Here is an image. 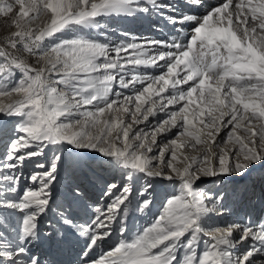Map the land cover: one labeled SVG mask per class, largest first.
I'll return each mask as SVG.
<instances>
[{
  "label": "snow or ice",
  "instance_id": "1",
  "mask_svg": "<svg viewBox=\"0 0 264 264\" xmlns=\"http://www.w3.org/2000/svg\"><path fill=\"white\" fill-rule=\"evenodd\" d=\"M67 244L264 264V0H0V264Z\"/></svg>",
  "mask_w": 264,
  "mask_h": 264
},
{
  "label": "rangeland",
  "instance_id": "2",
  "mask_svg": "<svg viewBox=\"0 0 264 264\" xmlns=\"http://www.w3.org/2000/svg\"><path fill=\"white\" fill-rule=\"evenodd\" d=\"M122 27L124 26L121 25ZM133 34H136L135 32L131 31ZM262 173L260 171H257L255 173H253V177H259ZM169 191V188H166L165 186L161 185L158 187V192H157V200H162L165 195L167 194V192ZM242 214V213H241ZM150 219V218H149ZM145 220H137L136 224H143L145 223ZM76 250H78V245H74V244H67L64 247V250L62 252L59 253H53L54 258L59 262V264H70L72 263L74 260V258H76Z\"/></svg>",
  "mask_w": 264,
  "mask_h": 264
},
{
  "label": "bare ground",
  "instance_id": "3",
  "mask_svg": "<svg viewBox=\"0 0 264 264\" xmlns=\"http://www.w3.org/2000/svg\"><path fill=\"white\" fill-rule=\"evenodd\" d=\"M123 28L129 29L133 32H135L137 35L143 33V34H149L148 24L147 22H140V23H128L124 24ZM76 258H74L75 260ZM72 264V263H70Z\"/></svg>",
  "mask_w": 264,
  "mask_h": 264
}]
</instances>
